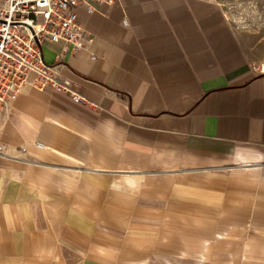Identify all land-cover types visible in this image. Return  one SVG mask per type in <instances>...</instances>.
Listing matches in <instances>:
<instances>
[{
	"label": "crops",
	"instance_id": "obj_1",
	"mask_svg": "<svg viewBox=\"0 0 264 264\" xmlns=\"http://www.w3.org/2000/svg\"><path fill=\"white\" fill-rule=\"evenodd\" d=\"M227 2L100 3L82 50L43 44L87 102L3 112L0 264H264V39Z\"/></svg>",
	"mask_w": 264,
	"mask_h": 264
},
{
	"label": "built area",
	"instance_id": "obj_2",
	"mask_svg": "<svg viewBox=\"0 0 264 264\" xmlns=\"http://www.w3.org/2000/svg\"><path fill=\"white\" fill-rule=\"evenodd\" d=\"M117 0H2L0 6V120L11 100L30 84L41 90L66 93L77 102L87 100L71 80L56 75L43 53L45 42L61 43L63 53L85 46L86 30L79 10L88 14L96 4ZM60 54L59 56H61ZM264 70V64L261 65ZM3 146L0 143V154Z\"/></svg>",
	"mask_w": 264,
	"mask_h": 264
},
{
	"label": "rangeland",
	"instance_id": "obj_3",
	"mask_svg": "<svg viewBox=\"0 0 264 264\" xmlns=\"http://www.w3.org/2000/svg\"><path fill=\"white\" fill-rule=\"evenodd\" d=\"M226 9L239 33L255 40L264 39V0H228Z\"/></svg>",
	"mask_w": 264,
	"mask_h": 264
}]
</instances>
